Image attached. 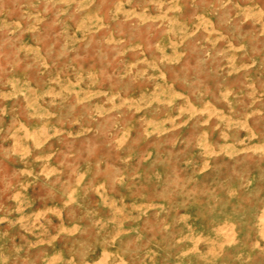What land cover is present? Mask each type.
Here are the masks:
<instances>
[{"label": "rangeland", "instance_id": "374dc122", "mask_svg": "<svg viewBox=\"0 0 264 264\" xmlns=\"http://www.w3.org/2000/svg\"><path fill=\"white\" fill-rule=\"evenodd\" d=\"M0 264H264V0H0Z\"/></svg>", "mask_w": 264, "mask_h": 264}]
</instances>
